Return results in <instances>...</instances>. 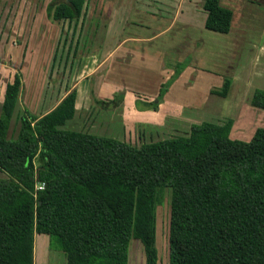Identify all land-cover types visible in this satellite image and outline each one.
Wrapping results in <instances>:
<instances>
[{"label":"trees","instance_id":"1","mask_svg":"<svg viewBox=\"0 0 264 264\" xmlns=\"http://www.w3.org/2000/svg\"><path fill=\"white\" fill-rule=\"evenodd\" d=\"M220 1L202 0L204 27L228 34L233 11ZM86 10V0H53L46 15L77 25ZM185 64H166L173 74L159 95L136 106L156 110ZM231 85L225 76L212 93L226 98ZM21 88L17 73L0 104V264H35L37 235L67 264H128L133 239L145 264H159L157 207L167 191L168 264H264V126L244 141L231 138L232 118L203 121L186 136L133 146L68 128L76 90L36 116L18 111ZM123 100V92L94 99L105 109ZM250 104L264 110V89ZM15 113L19 127L10 134Z\"/></svg>","mask_w":264,"mask_h":264},{"label":"rangeland","instance_id":"2","mask_svg":"<svg viewBox=\"0 0 264 264\" xmlns=\"http://www.w3.org/2000/svg\"><path fill=\"white\" fill-rule=\"evenodd\" d=\"M51 1L53 0H4L0 2V28L1 26L3 28V33L0 35L3 41L1 47L3 50H10L11 45L14 44V51L22 55L23 47L18 48L16 46L26 41L29 43V65H25L26 69L23 68L18 70L19 68H14V70L19 72L21 80L22 77H25L27 80L26 86L31 89L33 86L39 87V85L47 79L48 73L51 72L50 68L54 73V80H52V82H57L58 80L66 82L64 86H66L67 90H76L74 87L75 83L78 81L77 79L84 76V74H88V80L80 85L81 98L78 103L77 116L67 123V127L70 129L113 136L133 146H140L144 142L162 140L168 136H186L190 129L191 122L189 123V120L184 121L179 119V123L177 121L176 124H174L175 126H165L162 123L164 127L160 125L158 120L154 117H149L154 123L148 126L150 124L149 120L147 121L144 116L142 117L136 114L135 111L131 112L128 107L135 106L138 109L140 108L136 105L139 100L138 96L142 94H139L141 92L138 93L135 87L140 88V81L144 84L146 80L139 78L138 67L133 66L131 70H128L129 75L126 76V80L123 78L127 83L124 86L121 77L116 76L118 73L124 72L121 60L113 61L114 64L108 66L110 72L113 70V74H116V77L112 78L114 80L108 81V69L106 70L107 74H105V71L102 69H99L98 76L104 77L102 79L103 85L108 89L105 90L107 91L106 93L105 91L103 92L104 95H109V97L103 98L105 101L106 99L110 101L120 92H123L124 98L127 97L126 102L124 105H119L114 109L103 108L102 110H107L105 111V115L113 122L107 124L102 123L98 126L92 118V114L95 112L97 106L94 101L95 98L93 101L88 98L86 99L88 95L87 92L89 88H91V80L95 82V79L98 77L97 75L95 77L93 74L90 75L91 71L96 68L98 62L94 60L90 61L87 58L91 55L90 53L95 52L96 49L101 48L100 55H102V51L110 49L111 46H116L117 42L120 41L121 43V40L125 38H149L158 32L160 34L157 35L152 42L142 41L138 43L129 41L126 42L125 45H132L135 48L147 51L166 52L165 61L163 62L164 76H169V78L173 74L172 68L176 66V63H180L176 62L172 55V48L176 47L177 43L181 44L186 50L188 43H190V45L192 44L191 40H198L203 45V49L196 52L195 59L190 58V54H188L185 57L184 63L189 64L190 61L194 62L199 68L212 74L223 75L229 73L230 69L228 68L232 66V63H238L239 60V51H237L236 46L228 44V42L227 44L225 43V37L228 36L206 29L197 36H190L187 38V36H189L188 29L184 26L176 25L174 29H167L171 23V16L173 15V13H171L172 7L169 6L168 3H162L159 0H130L129 4L125 6V10L118 8L123 0H86V15L84 20H80L81 22L77 25L68 20H63L59 23L49 20L46 15V7ZM146 4L151 6V10L156 9V6L158 7L156 16L149 12H144L142 5ZM162 10L163 13H161ZM257 25H254L255 28L250 30L251 34L248 38H251L257 43H261L264 41V22H262L261 25ZM252 26L253 24L251 27ZM28 30H31V33L27 35ZM112 31H114V36H112ZM13 32L14 35H12ZM107 32H109V35L106 37ZM106 39L107 44L105 43ZM185 39L187 40L186 44ZM55 49L57 57L54 62L51 56ZM90 49L91 51H88ZM76 51L79 52V55H77ZM86 52L88 55H86ZM249 53L250 51L248 50L244 53L239 68L240 72L242 69L244 71L239 74L237 79L232 78V85L226 98L219 97L212 93V90L220 87L199 83L198 79L192 84V76L185 81L186 84L184 85L188 87V89H186L187 91H181L180 87L174 89V93L176 91L187 93H182V97L187 98V101H182L184 104L194 105L202 101L205 103L204 106L200 107L202 108L201 110L199 108L200 112L197 114L198 116L196 115L197 117L192 118L193 123L200 122L201 120L220 123L227 118H232L234 120V125L231 130V138L244 141L250 140L255 130L264 126V110L255 108L250 104L251 94L254 89H264V50L252 51L250 53V58L245 62ZM116 54L122 57L121 53ZM7 55L8 54H6L5 57L8 59L7 63L10 64V59ZM124 55L125 54H123V56ZM19 60V56L18 58L14 57V63H17ZM60 61L62 64L58 67ZM165 64L172 65V68H167ZM81 66L83 67L81 68ZM135 67H137V69ZM140 68H144V66ZM144 69L148 74L153 72V69L150 67ZM93 77L95 79H93ZM150 77L151 75H148L146 79H150ZM168 79L159 86L157 84L158 90H161V88L166 85L165 83ZM171 86L172 85L166 88L167 92ZM3 89L4 82L0 83V102L4 93ZM128 89L133 91V94L130 92L131 96L126 93ZM135 96L137 99L135 105H133ZM26 102L22 100L21 104L19 102L18 111H20V113L25 111L24 109H26L28 100ZM91 102L94 103L92 108L93 111L88 116L86 108H88ZM50 103H52V101ZM126 113L128 115H126ZM122 116H125L128 120V122H125L124 119L125 125L124 122L123 124L121 122ZM182 118L185 119V116ZM236 121L239 124H236ZM162 122L169 124L165 120ZM127 123L129 124L128 126ZM141 123L145 125L143 132L141 129L142 127L140 128ZM18 127L19 124L16 120L15 113L10 134H12L14 129H18ZM3 177L4 175L0 172V178ZM169 212L170 193L167 191L163 203L157 207V248L159 251V264L169 263ZM35 264H67V257L63 252L49 249L48 237L46 235H37L35 239ZM128 264H145L144 247L138 240L133 239L130 242Z\"/></svg>","mask_w":264,"mask_h":264},{"label":"crops","instance_id":"3","mask_svg":"<svg viewBox=\"0 0 264 264\" xmlns=\"http://www.w3.org/2000/svg\"><path fill=\"white\" fill-rule=\"evenodd\" d=\"M3 1L4 0H0V2H3ZM125 1L123 0V2L119 4V7H118L119 9L125 10V6L129 4L130 0H127L126 2ZM159 1L162 3H168L169 6L172 7L171 13H173V15L171 16L172 17L171 23L167 29H169V28L174 29L176 27V25L184 26L185 28L188 29V35L189 36H187V38H189L190 36H197L199 33L204 32V30H206L204 27V23H205V20L207 17V13L202 8V0H159ZM220 2H221L222 6L229 8L233 11V19H232V23H231L230 32L228 34H223V35L228 36V37H225L226 38L225 43L227 44V42H228V44L235 45L237 51H239L238 52L239 53L238 63H236V64L232 63V66H230L228 68V69H230L229 73H226V74L222 73L223 75L212 74L210 72H206L205 70L199 68V66H197L196 64H194V62H191V61L189 64H185L186 68L182 71V73L180 74L178 79L172 84L169 91L164 95L162 103L158 106V108L156 110H151V109H147V108H145V109L139 108L138 109L135 106L128 107V109L131 112L135 111L136 114H139L142 117L144 116L147 119V121L149 120L150 124L148 125V123H147L148 126H151L154 123V121L151 120L149 117L156 118V120H158V123H160V125H162V126H164V125L165 126H175L174 124H176L177 121L179 123V119L184 120V121L189 120V123L191 122L190 127L192 124H199L203 121H206V120H201L200 122H194V123L192 121L193 117L198 116L197 114H199L200 110L202 109L200 107L204 106L205 103H203V101H202L201 103H195L196 105L195 104L194 105L184 104L182 101L187 99L186 97H182V93H184V92H177L176 91L174 93V89L177 87L178 88L180 87L181 91H187L186 89H188V87H185L184 84H186L185 81L188 80L190 78V76H192L191 77L192 84L194 82H196V80L198 79L199 83H203V84L206 83V84H209V86L215 85L216 87H221V85L223 83V77L230 76L231 78L237 79L239 77V74H241V72L243 73L244 70L242 69V71L240 72L239 68L241 65L242 57L244 56V53L246 52V50L250 51V53L252 51L254 52L255 50L256 51L261 50V49L264 50V41L261 43L260 42L257 43L256 41L252 40L251 38H248V36L251 34L250 30L255 28L254 25H257V24L261 25L262 22H264V0H221ZM133 3H134V1H133ZM131 5H132V2H131ZM142 7H143L144 12H149L150 14H153L154 16H156L157 9H158L157 6H156V9H153V10L150 9L151 6L148 4L142 5ZM161 13H163V10L161 11ZM252 24H253V26L251 27ZM2 30H3V28L1 26L0 35L3 33ZM63 30H65V29H63ZM29 33H31V30L30 31L28 30L27 35ZM23 34H25V33H23ZM159 34L160 33L156 32V34H153L149 38H135V37L125 38V39L121 40V43H120V41L117 42L116 46L115 45L111 46L110 49L102 51L103 52L102 55H100L101 48L96 49L95 52L90 53L91 55L89 57H87L88 60H90V61L94 60V61L98 62L96 68H94L91 71L90 75L93 74L94 77L96 75L98 76V70L102 69L103 71H105V74H107V73L109 74L108 75L109 76L108 81L114 80L112 78H115L116 76L121 77V80H123V78H124V80H126V76L129 75L128 70H131V67H133V66H137L138 69H137V67H135V68L139 72L138 73L139 78L146 80V82L144 84L140 81V83H139L140 88H137V87H135L136 89L134 88L135 90H138V93L141 92L139 94H142V95L138 96L139 101L141 102V106H144V104H146V103L152 102L159 95V92H160V90H158V88H157V84L159 86L160 84L164 83L169 78V76H164V67H163L164 63L163 62L165 61L166 52H163V51H147V50L135 48L132 45L127 46V45H125V43L129 42V41L138 42V43L142 42V41L152 42L155 40V37ZM12 35H14V32L12 33ZM107 35H109V32H107L106 37H107ZM114 35H115L114 31H112V36H114ZM229 38H231V39H229ZM112 40L115 43V40L113 37H112ZM191 41H192V44L190 45V43H188L186 50L179 43H177L176 47L172 48V55L174 56L176 62L183 63L185 60V57L188 54H190V56H189L190 58L195 59L196 52L203 49V45L198 40L197 41L191 40ZM105 43L107 44V39H106ZM186 43H187V40L185 39V44ZM2 44H3V41H2V37H1L0 38V83L4 82L3 92L5 93L6 85L8 83H12L14 81L15 75L17 73H19V72H16L14 70V68H16V69L19 68L18 70H21L23 68L26 69L25 65H29L30 61H28V58H29L28 52H30V51L28 50L29 43H27V41L23 42L22 44H19V46H16L18 48L23 47L22 55H20L17 51H14V48H15L14 44L11 45L10 50L8 49L9 51L5 50V49L3 50L1 47ZM22 45H24V46H22ZM57 48H59V47H57ZM122 50H124V51H122ZM78 51H79V43H78ZM88 51H91V49ZM116 53H121L122 57H119ZM250 53L247 55V59H245V62L248 61V59L250 58ZM6 54H8L7 56H9L10 64L7 63L8 59H6L7 57H5ZM123 54H125V55L123 56ZM77 55H79V52H77ZM86 55H88L87 52H86ZM18 56L20 57V60L17 61V63H14V57L18 58ZM56 57H57V53H56V49H55L53 51L52 56H51V58H53L54 62H55ZM60 59H61V57H60ZM116 60L122 61V68L124 70L123 73H118V75L113 74L114 73L113 70H111V72H110V70L108 69L109 68L108 66L114 64V62ZM181 60H182V62H181ZM61 64L62 63L60 61L58 67H60ZM142 66H144V68H146V67L152 68L153 72H151V74H148V72H146V70L144 68H140ZM82 67L83 66H81V68ZM244 67H245V65H244ZM106 70H107V73H106ZM50 71L51 72H49L47 75V79H45V81H43L39 85V87L33 86L32 89L28 88V86H26L27 80L25 79V77H22V80H21L22 81V88L20 91L19 102L21 104V100L24 102H26L28 100V104L26 106V109H24V110H27L29 113H31L33 115L42 116V115L50 112L71 91V90H67L66 86H64V85H66V82H64L62 80H58L57 82H54V81L52 82V80H54V77H53L54 73H53V70H51V68H50ZM148 75H151L150 79L149 78L146 79ZM94 77H93V79H95ZM103 78L104 77H102V76L101 77L98 76L97 79H95V82L93 80H91V85H90L91 88H89V91L87 92L88 97L86 96V99L88 98L91 101H93L94 98L104 100L103 98L109 97V95L103 94V92L105 90H108L103 85V80H102ZM77 80L78 81L75 83V87H74L77 91L76 104H75L76 110H75V115L71 120L75 119V117L77 116L78 103H79V100L81 98L80 85L84 81L88 80V74H84V76H82L81 78H79ZM124 80L122 83L125 86L127 83ZM180 84H182V85H180ZM257 89H262V88H257ZM37 90H39V91H37ZM34 91H36V92H34ZM106 92L107 91H105V93ZM130 92H132V94H133V91L130 89H128V92H126V93L128 95H130L131 94ZM135 92H137V91H135ZM4 93H3V97H2L0 103L3 102ZM112 93H113V91H112ZM184 94H187V93H184ZM125 97H126V95H125ZM126 98H124L123 102L120 105L125 104ZM136 99H137V97L135 96L134 101H133V105H135ZM106 100H108V99H106ZM51 101H52V103H50ZM93 106H94V103L91 102V104L88 106V108H86V113L88 114V116L91 114ZM130 108H132V109H130ZM199 108H200V110H199ZM102 109L103 108H99L98 106H96L95 112L92 114V118L94 119L95 123L98 126H100L102 123L107 124V123L113 122V121L109 120L107 115H105V111H107V110H102ZM140 110H142V111H140ZM203 112H204V110H203ZM126 115H128V114L126 113ZM183 116H185V119L182 118ZM122 117H123L121 119L122 124L124 122V119H125V122H128V120L125 116H122ZM164 120L167 121V123H169V124H166V122H162ZM117 121H119V120H117ZM144 121H145V119H144ZM125 122H124V125H125ZM235 123L239 124V123H237V121ZM119 125H120V122H119ZM128 125L129 124L127 123V126ZM140 125H141L140 128L142 127L141 129L143 132L145 125L143 123H141ZM164 127H161V128H164ZM89 133H91V132H89ZM91 134L100 135L97 133H91ZM101 136H105V135H101ZM108 137H113V136H108ZM168 137H171V136H168ZM114 138H116V137H114Z\"/></svg>","mask_w":264,"mask_h":264},{"label":"built area","instance_id":"4","mask_svg":"<svg viewBox=\"0 0 264 264\" xmlns=\"http://www.w3.org/2000/svg\"><path fill=\"white\" fill-rule=\"evenodd\" d=\"M45 188V184L44 183H37L36 184V190H43Z\"/></svg>","mask_w":264,"mask_h":264},{"label":"bare ground","instance_id":"5","mask_svg":"<svg viewBox=\"0 0 264 264\" xmlns=\"http://www.w3.org/2000/svg\"><path fill=\"white\" fill-rule=\"evenodd\" d=\"M39 260H40V258H39Z\"/></svg>","mask_w":264,"mask_h":264}]
</instances>
